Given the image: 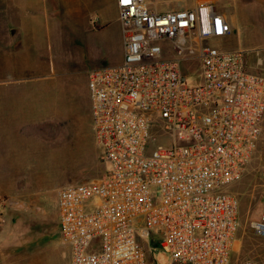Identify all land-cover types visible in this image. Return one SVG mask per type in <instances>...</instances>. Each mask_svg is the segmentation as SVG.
<instances>
[{
	"label": "built area",
	"instance_id": "obj_1",
	"mask_svg": "<svg viewBox=\"0 0 264 264\" xmlns=\"http://www.w3.org/2000/svg\"><path fill=\"white\" fill-rule=\"evenodd\" d=\"M117 6L123 59L88 76L94 138L108 167L57 195L71 264H152L147 248L174 264H233L239 199L227 187L263 132L264 74L249 71L244 50L214 45L232 28L213 3L164 12L146 0ZM187 57L200 68L196 85L182 70ZM262 186L261 218L250 228L264 238V166Z\"/></svg>",
	"mask_w": 264,
	"mask_h": 264
},
{
	"label": "rangeland",
	"instance_id": "obj_2",
	"mask_svg": "<svg viewBox=\"0 0 264 264\" xmlns=\"http://www.w3.org/2000/svg\"><path fill=\"white\" fill-rule=\"evenodd\" d=\"M154 1L158 9L174 6L168 0ZM186 1L192 3L195 0ZM199 1L213 2L234 20L231 34L220 40L221 44L216 42L214 45L244 50L249 71L258 69L264 74V66L255 68L258 57L264 58V0H239L236 11L231 0ZM96 3L87 4L84 15L92 28L101 25L99 15L107 19L100 33L78 45L51 44L54 60L61 70L67 65V56L75 54L67 65L70 75L52 76L45 67L27 74V69L23 72V56L29 52L4 54V36L3 42L0 40V232L10 233L6 243L21 240L37 254L49 253L52 241L57 240L53 231L59 225L58 190L98 179L108 167L101 162L94 140L91 101L86 87L88 75L95 67L118 64L122 60L123 43L117 6L112 0H106L100 13L95 9ZM12 5L0 0L2 30L5 29V10H13ZM10 45L6 43L8 51ZM39 46L43 47V55L48 53V44ZM28 51L35 55L36 50L29 48ZM12 63H16V69ZM197 63L190 57L182 61L183 73L194 85L200 82ZM7 116L14 122L21 118V128L19 125L11 127ZM3 153H9V158L19 154L22 161L17 170L5 168H11V164L2 161ZM263 166L264 124L243 176L227 187L239 199L238 249L231 254L233 264H242L253 257L259 264H264V238L256 236L250 228L251 221L261 218ZM146 241L149 242V238ZM14 253L10 250L8 260ZM150 261L152 264H174L164 252L151 251Z\"/></svg>",
	"mask_w": 264,
	"mask_h": 264
},
{
	"label": "crops",
	"instance_id": "obj_3",
	"mask_svg": "<svg viewBox=\"0 0 264 264\" xmlns=\"http://www.w3.org/2000/svg\"><path fill=\"white\" fill-rule=\"evenodd\" d=\"M1 1L11 4L13 3L12 7L14 8L10 12L8 9H7L8 12L5 10V15L3 18L5 29L4 30L0 29V40L2 42L4 36V44H5L4 54H17L19 52L22 53L23 51L29 52L28 54L23 56V58H25L23 72H25L27 69L28 70L27 74H29V71L33 72V70L37 71L40 70L41 67L43 68L45 67L49 70L52 76L54 75L58 76L61 73L70 75L67 65L69 62H71V60L74 59L75 54L72 53L67 56L68 58L65 62L67 65L66 67H63V69L61 70V68H59L58 63L55 62L54 60L55 57L54 54L52 53L51 44L73 43L78 45L82 42H85L86 39L88 40V37H91L93 34L100 33L101 30L107 24V19L99 15V18L101 20V25L95 28L89 27L88 23H86V18L84 15V11H86L87 4H91L92 2H98V4L96 3L97 5L96 8L95 7L94 8L96 10H99V12L101 13L102 12L101 6L106 0H104V2L103 0L101 1L100 0H1ZM112 1L114 2V5L117 6V0H112ZM146 1L149 4L150 8L157 12H164L183 6L193 7L196 4L202 2L213 3L211 1H199V0H195L192 3H188L186 0L183 3H174L168 0L171 3H173L174 6L162 10L157 8L156 1L154 0H146ZM231 2L233 3L234 10L236 11L237 10L236 4L239 3V0H231ZM217 9L226 17L229 24L233 26L234 20L226 16L225 13H223L219 8ZM118 21H119V11H118ZM119 26L121 31V25L119 24ZM6 43L11 44L9 51L6 48ZM45 43L48 44L49 51L47 54L43 55L44 54L42 52L43 47L39 45L41 44L44 45ZM217 43L221 44V42H217ZM76 45L75 47H77ZM220 47L223 48L222 45ZM29 48L36 50L34 56L30 55V51H28ZM20 57L22 59V56ZM39 60H43L45 61V63L41 64ZM12 66L14 69L16 63L14 64L12 63ZM104 66H111V65H101L95 67V69ZM260 66H264L263 57H258L255 68ZM32 67H34V69H32ZM255 72L260 73V70L255 69ZM86 89L88 91L87 94L89 97L88 84ZM10 119L11 118H9V121L11 122V127L19 125V123L22 122L21 118L19 120H16V122H14L13 119L11 120ZM20 128L21 126L19 125V129ZM92 129H93V125H92ZM3 154L4 156L2 158V161L6 162V164L7 163L11 164V168H8L6 166L5 168L10 170H17L18 169L17 165H19L22 161L19 154L14 158L12 157L9 158L10 156L9 153H3ZM53 233L57 234L56 236L57 240L52 241L53 245L50 248L49 253L41 252L40 254H37L35 253V249L29 248L28 244L21 242V240H17L16 243L13 242L10 244L9 241L6 243L7 241L6 238H8L10 233L8 231L0 232V264H71V248L68 244H65L63 242L60 234L59 225L58 227H56ZM10 247L12 248L10 249ZM10 250H12L15 253L14 255H12L13 257L11 256V259L8 260Z\"/></svg>",
	"mask_w": 264,
	"mask_h": 264
},
{
	"label": "trees",
	"instance_id": "obj_4",
	"mask_svg": "<svg viewBox=\"0 0 264 264\" xmlns=\"http://www.w3.org/2000/svg\"><path fill=\"white\" fill-rule=\"evenodd\" d=\"M154 246H156L154 243L150 246V248L152 249V248H154ZM147 252H148V255L150 256V252H151V250L149 249V248H147Z\"/></svg>",
	"mask_w": 264,
	"mask_h": 264
}]
</instances>
